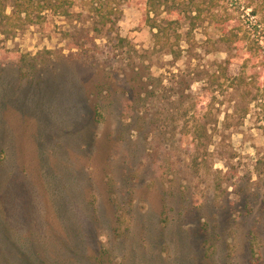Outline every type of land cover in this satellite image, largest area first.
Here are the masks:
<instances>
[{
  "label": "rangeland",
  "instance_id": "obj_1",
  "mask_svg": "<svg viewBox=\"0 0 264 264\" xmlns=\"http://www.w3.org/2000/svg\"><path fill=\"white\" fill-rule=\"evenodd\" d=\"M153 1L177 59L147 0L0 21V264H264V99L213 84L221 29L264 46V0Z\"/></svg>",
  "mask_w": 264,
  "mask_h": 264
},
{
  "label": "trees",
  "instance_id": "obj_2",
  "mask_svg": "<svg viewBox=\"0 0 264 264\" xmlns=\"http://www.w3.org/2000/svg\"><path fill=\"white\" fill-rule=\"evenodd\" d=\"M12 2V12L7 13V3ZM109 1V0H108ZM115 1V0H110ZM71 4L70 0H0V21L6 20L5 24L11 25V27H15L14 20H20L24 23L26 22H35L34 14L40 16L42 12L45 10H52L56 13L65 14L66 5ZM99 5V4H98ZM112 4L107 5L105 9H108L110 12L112 11ZM103 4H100L97 7V12L103 18V23L107 24L109 21V15L107 13H103ZM148 14L146 16V22L155 29L154 32V45L157 47L158 45L161 48H169L168 53L171 54L175 59L179 58L181 54V49H175L173 43L171 42V37L168 34V28L163 27L161 22L151 17V12L156 11V5L153 0H147ZM198 10V16L203 11L200 7ZM264 6L260 8L254 7L252 10L253 15H257L260 12H263ZM168 26L172 25L174 21L167 20ZM229 19H216L215 28H219L222 22L226 23V27L230 24ZM264 23V17L261 20ZM223 32V36L221 37V41L226 44L228 57L219 65L218 73L215 72L213 74V84L217 85V88H222L224 85L227 87L235 88L238 92L242 94V99L245 100L248 104L253 102H257V104L261 105V100L264 99V93L260 92V89L257 85L261 82V71L264 70V46L261 43V40L250 38L245 35H240L239 30L236 31L235 27H230L228 30L225 28L221 29ZM120 42H124L125 38L120 37ZM234 49H238V51L244 50L243 55L238 56L237 54H233L232 51ZM239 60V61H238ZM239 64V71L236 74H231L229 72V68L232 64ZM30 67H35L34 63L27 64ZM22 67V66H21ZM138 74V73H137ZM149 77L151 76H139L137 80L138 84H142V86L149 84ZM222 80V81H221ZM218 90V89H215ZM97 119L101 120L103 118V113L101 110V105L98 103L95 106L94 110ZM247 113V109L244 110V114ZM210 121H199L194 119L191 125V135L192 138L200 144L202 147H208L211 145V139L209 135L208 125ZM204 141V142H203Z\"/></svg>",
  "mask_w": 264,
  "mask_h": 264
}]
</instances>
